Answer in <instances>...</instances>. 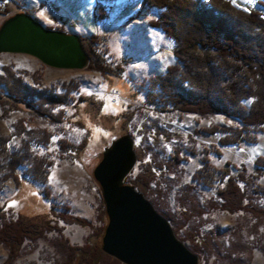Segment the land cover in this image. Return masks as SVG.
I'll return each mask as SVG.
<instances>
[{"label":"rangeland","instance_id":"rangeland-1","mask_svg":"<svg viewBox=\"0 0 264 264\" xmlns=\"http://www.w3.org/2000/svg\"><path fill=\"white\" fill-rule=\"evenodd\" d=\"M232 1L245 10L259 7L258 0ZM18 3L17 10H27L44 26L83 37L103 35L104 45L93 44V48L105 56L104 67L113 73L105 76L88 67L89 60L82 69H62L25 53H0V76L9 68L27 85L54 92L63 91V83L78 82V89L70 92L71 99L52 109L55 119L10 98H0V136L8 137L9 152L18 149L26 136L23 132L45 130L52 134L44 147L31 144L32 152L49 162L42 182L20 175L19 182L8 178L1 184L0 224L20 214L43 224L40 212L53 206L55 213L63 212L62 207L68 206L67 213L84 219L86 225L72 221L54 224L62 228L69 244L83 245L86 237L105 223L100 191L91 175L101 146L115 134L130 132L138 161L128 180L150 177L146 198L199 256V264H264V173L252 176L256 158L264 153V125L251 130L254 142L224 145L219 139L224 132L211 133L210 129L239 127L238 118L225 113H186L159 100L153 78L174 63L175 57L172 40L149 25L157 10H139V0H116L106 3L107 16L98 21L94 17L97 0ZM3 88L0 85V95H4ZM204 158L214 168L216 180L211 186L193 178ZM2 163L6 162L0 158ZM221 168L233 175L238 168L244 169L243 209L229 211L221 206L217 193L224 185L218 182ZM59 235L52 230L43 237L24 238L11 264H58L64 258L54 245ZM7 255V248L0 243V264ZM102 264L122 263L107 259Z\"/></svg>","mask_w":264,"mask_h":264},{"label":"trees","instance_id":"trees-1","mask_svg":"<svg viewBox=\"0 0 264 264\" xmlns=\"http://www.w3.org/2000/svg\"><path fill=\"white\" fill-rule=\"evenodd\" d=\"M114 1L97 0L95 19H105L106 3ZM139 1V10H157V17L149 20V25L160 29L174 43L172 50L175 62L168 65L163 73L155 75L152 81L160 92L159 100L167 107L186 113H225L229 117L238 118L241 123L239 127L217 126L210 129V132H224L225 135L219 138L224 145L254 142L251 130L264 125V0L257 1L259 7L252 5L246 10L235 5L232 0ZM18 5V0H0V19L19 11L16 9ZM79 38L89 57L88 67L101 70L105 76L112 74V70L104 67L105 56H100L93 48V44L104 45L105 37L92 34ZM15 75L11 69L6 68L5 74L0 76V85L4 87V95H0L2 101L10 98L50 119H55L52 109L67 103L72 97L70 92L78 89V82L74 81L63 83L61 92L37 89ZM23 133L26 136L14 152L7 149L8 137L0 136V158L6 162L0 164V188L8 178L19 182L20 175L37 182L45 178L49 162L43 156L34 154L31 144L44 147L50 142L52 134L45 130ZM66 145L70 147L71 144L65 142ZM254 164L256 173L252 176L258 177L264 173V153L256 158ZM202 165L193 178L203 185L211 186L216 180L212 172L214 168L209 165L207 158L203 159ZM219 171L218 182L224 184L217 192L223 201L221 206L229 211L243 209V186L246 182L244 169L238 168L234 175L228 169L221 168ZM149 180L146 176H140L128 182L145 195ZM261 191L264 192V187H261ZM44 193L48 195L46 188ZM62 210L55 213L53 206L40 212L43 224L23 214L15 220L4 219L0 224V243L7 248L8 255L2 264H11L18 257L24 238L43 237L44 233L52 230L60 234L54 245L64 258L58 264H102L107 259L119 262L99 247L97 241L104 225L98 227L93 235L89 234L83 245L69 244L67 238L62 236V228L54 222L86 223L84 219L67 213L70 211L68 206H63Z\"/></svg>","mask_w":264,"mask_h":264},{"label":"water","instance_id":"water-1","mask_svg":"<svg viewBox=\"0 0 264 264\" xmlns=\"http://www.w3.org/2000/svg\"><path fill=\"white\" fill-rule=\"evenodd\" d=\"M79 37L47 28L26 11L0 21V53H25L54 68L87 65ZM101 148L91 171L105 216L97 241L101 250L122 264H199V256L176 235L168 219L126 180L138 161L130 132L115 134Z\"/></svg>","mask_w":264,"mask_h":264}]
</instances>
